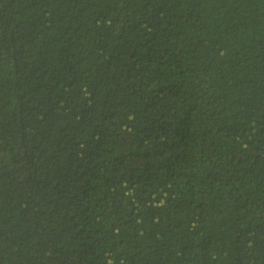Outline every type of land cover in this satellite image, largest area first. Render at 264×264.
<instances>
[{
	"label": "trees",
	"instance_id": "trees-1",
	"mask_svg": "<svg viewBox=\"0 0 264 264\" xmlns=\"http://www.w3.org/2000/svg\"><path fill=\"white\" fill-rule=\"evenodd\" d=\"M0 264H264V0H0Z\"/></svg>",
	"mask_w": 264,
	"mask_h": 264
}]
</instances>
